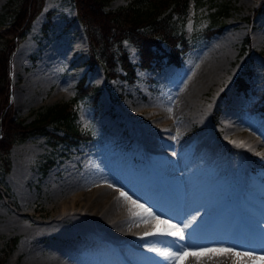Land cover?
Returning <instances> with one entry per match:
<instances>
[{
  "label": "rangeland",
  "instance_id": "1",
  "mask_svg": "<svg viewBox=\"0 0 264 264\" xmlns=\"http://www.w3.org/2000/svg\"><path fill=\"white\" fill-rule=\"evenodd\" d=\"M226 1V11H214ZM127 2L109 0L107 7ZM18 3L0 0V24L12 20ZM75 9V0H41L28 26L15 35L0 106L2 120L18 118L27 123L48 105L70 102L83 84L87 91L78 94L72 107L81 131L92 136L75 143L65 139L52 143L48 135L64 131L51 123L48 134H23V127L6 124L0 129V139L9 141L5 152L0 148V264H99L84 253L94 242L77 218L83 217V203L95 200L98 184L133 198L129 194L133 183H121L112 168L114 159L123 160L131 170L148 172L158 193L169 199H177L175 188L184 193V170L172 167L176 175L166 178L149 165L151 142L159 145L158 152L166 151L178 161L181 154L184 159L199 156L203 179L212 171L229 173L228 186L217 194L233 218L230 231L246 239L264 232V0H190L184 16L173 15V28L185 32L190 47L178 52L179 61L163 55L159 65L154 61L149 67L140 65L138 46L127 36L119 41L109 38L102 46L96 42L92 56ZM3 44L0 35V47ZM163 46L169 49L164 42ZM119 48L135 65L132 79L118 62ZM110 52L114 75H107L103 62L95 61ZM40 73L44 79L36 77ZM241 75L248 83L245 89L237 80ZM202 79L208 81L199 86ZM93 86L99 88L96 97L88 94ZM191 92L196 97L188 102L185 96ZM162 135L172 142L162 141ZM178 142L184 143L180 150L175 149ZM86 173V181L80 182ZM168 180L178 185L171 186ZM144 201L149 203H136L143 205L139 209L150 208ZM86 219L92 222L95 217ZM154 223L149 221L145 230L139 224L138 231L153 232L164 224ZM93 228L109 232L106 224ZM186 234L181 245L191 248ZM214 245L241 252L240 247L222 242ZM109 249L110 264L156 261V256L146 255L151 249L146 244H119L115 239ZM237 258L231 263L236 264Z\"/></svg>",
  "mask_w": 264,
  "mask_h": 264
},
{
  "label": "bare ground",
  "instance_id": "2",
  "mask_svg": "<svg viewBox=\"0 0 264 264\" xmlns=\"http://www.w3.org/2000/svg\"><path fill=\"white\" fill-rule=\"evenodd\" d=\"M18 49V52L22 50V48ZM17 51L14 59L18 57ZM36 77L44 79L45 75L40 73ZM207 81V79H202L199 86H203ZM185 97L189 102L194 100L196 93L191 92ZM162 141L166 143L168 141L172 142L170 138L166 140L164 136ZM246 141L241 142L245 143ZM152 143L149 144L153 146L151 147L152 150L148 151V155L152 156V161L148 160L149 165L161 175L165 174L166 178L174 176L175 173L174 171L172 172V167L184 170V174L187 176L184 193L181 192L179 187L177 192H175L176 188L174 187L173 192L178 194L177 199H169V196L166 197L167 195L158 193L154 184L150 182L151 178L148 172L131 170L123 160L114 159L112 164L115 167L112 168L117 171L115 173L118 174L121 183L125 186L131 185L130 182L133 183L129 189V194L133 198L129 199L127 195L124 196L113 192L110 187L103 183L97 185L96 190H98V193L95 200H87L83 203V217L78 216L77 223L89 235V241L94 242V246L90 250L84 251V253H88V260L95 258L99 261V264L112 263L111 256L113 257V254L109 249V244L116 239L119 244H125L126 241H134L146 244L151 249L156 248L178 254L179 256L170 264H229L235 256L238 257L237 261H235L236 264H264V232L258 231L254 233L253 238L246 239L244 236L236 237L234 231H230V227L233 225V218L231 215H227L228 204L222 202L217 194L220 188L228 186L229 173L224 172L221 175L212 171L209 173V179H203L199 175V156L192 155L188 159H184V154L183 156L181 154L180 161H178L166 151L158 152L159 145L157 143L152 145ZM183 147L184 143L178 142L175 149L180 150ZM89 173L82 175L80 182H85ZM168 182L171 186L174 184L178 185L177 181L168 180ZM104 197H106L105 200ZM141 200H148L150 203V208L148 209L151 210L153 215H149L144 208L139 209L136 203H140L139 201ZM144 202L147 203V201ZM234 202L238 203V200ZM149 203L147 204L149 205ZM235 215L241 219L239 212H235ZM87 216H94L95 219L92 222H88ZM193 216L196 217L195 220L192 219ZM151 220H155L154 224L162 222L164 224L153 232H146L148 233L147 235L145 231L140 233L138 225L141 224L143 230H145ZM171 220H175V222ZM134 222H138L135 223L138 225L134 226ZM97 223L106 224L107 228L105 229L109 232L103 234L95 230L93 226H96ZM185 224L189 226L184 228ZM173 225L178 227H173ZM181 229L184 234L187 233L186 235L189 237L188 243L190 246L192 245L191 248L185 247L187 243L181 245L182 239L179 237L167 234L180 231ZM102 231L105 232V230ZM220 242L225 245L240 247L241 252L233 253L230 247L223 246L220 248L214 245L220 244ZM211 244L214 246H211ZM254 248H260L261 252H255ZM121 253L118 255H121ZM146 255L156 256V261L149 258L151 261L148 264H169L167 260L173 256L164 257L153 251H149ZM127 256L130 258L134 257L133 260L140 262V259L135 255ZM144 257L146 256L144 255Z\"/></svg>",
  "mask_w": 264,
  "mask_h": 264
},
{
  "label": "trees",
  "instance_id": "3",
  "mask_svg": "<svg viewBox=\"0 0 264 264\" xmlns=\"http://www.w3.org/2000/svg\"><path fill=\"white\" fill-rule=\"evenodd\" d=\"M108 1L75 0L76 16L84 25L92 56L95 57L96 42L102 46L103 42L107 44L109 38L119 41L122 37L127 36L138 46L140 65L149 67L153 65L154 61L156 65H159L163 55H166L169 60L179 61L178 52L190 46V38L185 32H178L173 28L175 21L173 15L184 16L188 11L190 0H129L126 4L113 8L107 7ZM40 3L41 0H19L12 20L6 24H0V35L4 38V44L0 47V104H2V96L8 81L10 53L16 42L15 35L21 34L28 26ZM228 7V1H226L217 6L214 11H226ZM163 42L169 46V49H164ZM177 43H180L181 46L178 47ZM158 49H161L162 52H159ZM116 57L127 78H134L135 65L128 57L126 50L119 48V54ZM113 59L114 54L112 55L110 52L107 55L97 57L95 61L103 62L107 75H114L112 68L115 59ZM237 80L243 89L248 86L242 75L238 76ZM84 89L87 91V87L80 84L76 96H73L70 102L48 105L27 123H22L18 118L14 120L9 118L8 121L2 120L3 106L1 105L0 129L5 128L4 124H6V127L8 125L12 128L15 126L23 127V134L29 131L49 133L51 130L49 131L48 125L51 123L54 127L62 128L64 131V134L53 131L51 135H48L52 143L59 139L70 140L75 143L79 138L90 136L89 133L81 131L77 125L75 121L76 110L72 107L78 94ZM98 92L99 88L93 86L88 94L96 97ZM0 144V148L5 152L9 146V141L6 138L0 139Z\"/></svg>",
  "mask_w": 264,
  "mask_h": 264
},
{
  "label": "snow or ice",
  "instance_id": "4",
  "mask_svg": "<svg viewBox=\"0 0 264 264\" xmlns=\"http://www.w3.org/2000/svg\"><path fill=\"white\" fill-rule=\"evenodd\" d=\"M121 195H124L126 196L127 194L126 193H121ZM139 207H143V205H138ZM145 211L149 214V215H153L151 210L150 209H145ZM193 220L196 219L195 216H193L192 218ZM189 225L185 224L184 225V228H187ZM173 227H178L176 225H173ZM148 233H146L147 235ZM168 235H172V236H177L179 237L180 239H183V230L181 229L180 231H177V232H169L167 233ZM150 251H153V252H157L159 255L161 256H164V257H168V256H172V255H175V253H171V252H168L166 250H160V249H156V248H152L150 249Z\"/></svg>",
  "mask_w": 264,
  "mask_h": 264
}]
</instances>
